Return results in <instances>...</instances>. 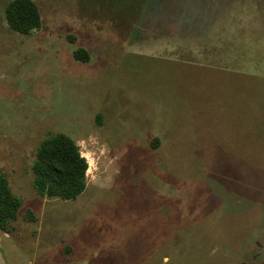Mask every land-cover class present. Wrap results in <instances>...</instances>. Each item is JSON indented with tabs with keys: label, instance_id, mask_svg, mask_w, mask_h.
<instances>
[{
	"label": "rangeland",
	"instance_id": "374dc122",
	"mask_svg": "<svg viewBox=\"0 0 264 264\" xmlns=\"http://www.w3.org/2000/svg\"><path fill=\"white\" fill-rule=\"evenodd\" d=\"M9 1L0 169L22 206L0 230L8 264H264V0H34L30 35L8 27ZM56 134L88 162L69 201L33 185Z\"/></svg>",
	"mask_w": 264,
	"mask_h": 264
},
{
	"label": "trees",
	"instance_id": "16d2710c",
	"mask_svg": "<svg viewBox=\"0 0 264 264\" xmlns=\"http://www.w3.org/2000/svg\"><path fill=\"white\" fill-rule=\"evenodd\" d=\"M8 27L17 34L30 35L43 25L41 9L34 0H10L4 10ZM83 50L74 57L81 60ZM88 162L76 141L56 134L43 141L32 165L34 189L41 198L69 201L80 196L87 186ZM22 202L16 198L0 169V230L11 234L19 219ZM31 221L32 216L27 215Z\"/></svg>",
	"mask_w": 264,
	"mask_h": 264
},
{
	"label": "flooded vegetation",
	"instance_id": "af4514ba",
	"mask_svg": "<svg viewBox=\"0 0 264 264\" xmlns=\"http://www.w3.org/2000/svg\"><path fill=\"white\" fill-rule=\"evenodd\" d=\"M0 264H8L4 250H3V245L0 243Z\"/></svg>",
	"mask_w": 264,
	"mask_h": 264
},
{
	"label": "crops",
	"instance_id": "0c3cea01",
	"mask_svg": "<svg viewBox=\"0 0 264 264\" xmlns=\"http://www.w3.org/2000/svg\"><path fill=\"white\" fill-rule=\"evenodd\" d=\"M82 154V153H81ZM83 156V155H82Z\"/></svg>",
	"mask_w": 264,
	"mask_h": 264
}]
</instances>
